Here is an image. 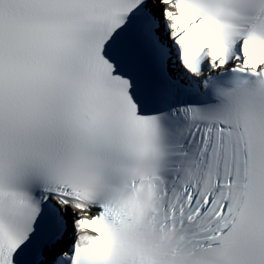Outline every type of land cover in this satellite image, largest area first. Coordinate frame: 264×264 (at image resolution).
<instances>
[{"label": "snow or ice", "instance_id": "obj_1", "mask_svg": "<svg viewBox=\"0 0 264 264\" xmlns=\"http://www.w3.org/2000/svg\"><path fill=\"white\" fill-rule=\"evenodd\" d=\"M0 264H264V0H0Z\"/></svg>", "mask_w": 264, "mask_h": 264}]
</instances>
